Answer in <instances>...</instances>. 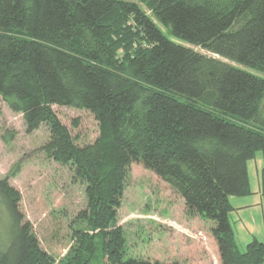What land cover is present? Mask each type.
Returning <instances> with one entry per match:
<instances>
[{"label": "trees", "instance_id": "1", "mask_svg": "<svg viewBox=\"0 0 264 264\" xmlns=\"http://www.w3.org/2000/svg\"><path fill=\"white\" fill-rule=\"evenodd\" d=\"M0 98L27 133L47 126L43 155L85 196L56 261L0 177V264H179L127 255L132 163L212 223L221 264H264L263 242L240 250L229 221V197L251 192L248 160H264V0H0ZM52 105L90 112L94 142L77 143ZM260 186L264 206V164Z\"/></svg>", "mask_w": 264, "mask_h": 264}, {"label": "rangeland", "instance_id": "2", "mask_svg": "<svg viewBox=\"0 0 264 264\" xmlns=\"http://www.w3.org/2000/svg\"><path fill=\"white\" fill-rule=\"evenodd\" d=\"M193 48L210 54L199 47ZM52 110L77 143L94 142L98 127L90 112L57 105H52ZM49 136L45 124L27 133L22 115L10 110L0 98V177L8 176L9 183L19 191L21 209L32 224L40 247L59 261L70 249V223L85 207V196L84 186L77 182L67 165L43 155L41 146ZM248 162L251 202L229 213L240 250L255 234L259 240L264 238L262 151H256ZM118 219L126 233L128 256L179 264H221L210 230L212 223L189 214L183 200L141 164L129 166ZM89 264L103 263L97 256Z\"/></svg>", "mask_w": 264, "mask_h": 264}, {"label": "crops", "instance_id": "3", "mask_svg": "<svg viewBox=\"0 0 264 264\" xmlns=\"http://www.w3.org/2000/svg\"><path fill=\"white\" fill-rule=\"evenodd\" d=\"M248 163L249 162H247V172H248V170H249V168H248ZM248 174H249V172H248ZM248 179H249V185H250V189H252V186H251V181H250V176L248 175ZM259 189V188H258ZM259 191V190H258ZM260 200H261V198H260ZM229 201H230V203H231V205L233 206V208H236L237 207V209L238 208H244L245 206H248L250 203H249V197H248V195H246V196H230L229 197ZM251 202V201H250ZM260 201H258L257 203L258 204H260L259 203ZM252 204V203H251ZM261 205H262V202H261ZM262 217L264 218V216H263V214H262ZM256 236H253L252 238H256V239H258L259 240V235L258 234H255ZM260 241L261 242H263V244H264V238H260Z\"/></svg>", "mask_w": 264, "mask_h": 264}]
</instances>
